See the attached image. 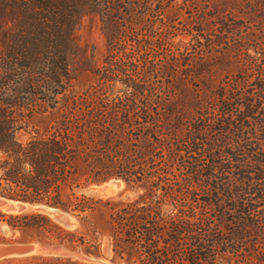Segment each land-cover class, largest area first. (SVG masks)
Wrapping results in <instances>:
<instances>
[{"label": "trees", "instance_id": "16d2710c", "mask_svg": "<svg viewBox=\"0 0 264 264\" xmlns=\"http://www.w3.org/2000/svg\"><path fill=\"white\" fill-rule=\"evenodd\" d=\"M173 3L0 0V198L56 207L80 226L38 211L0 210V222L42 230L65 254L97 255L106 235L122 264H264V37L254 55L240 38L199 42L240 65L209 86L169 48ZM85 15L98 16L105 52L100 64L83 54L95 83L76 94L69 58ZM35 113L50 115L42 128ZM111 178L142 191L128 201L83 191Z\"/></svg>", "mask_w": 264, "mask_h": 264}, {"label": "rangeland", "instance_id": "374dc122", "mask_svg": "<svg viewBox=\"0 0 264 264\" xmlns=\"http://www.w3.org/2000/svg\"><path fill=\"white\" fill-rule=\"evenodd\" d=\"M249 8L251 12H248ZM249 14L253 23L245 28L240 22L244 21ZM164 15L168 19L167 23L176 27L175 35L168 38L169 48L176 56H180V61L183 58L187 59L188 63L192 65L191 70L198 67L201 70L200 78L209 86H215L223 77L234 75L240 65L236 61L233 51L220 49L212 42L218 49H211V51L205 49L204 52H199V42L207 45L208 38L210 41H216L217 38H240L241 44L247 47L246 51L250 55H254L255 42L264 37V0H174L173 5L164 10ZM220 19L230 24V33L223 34L218 28ZM159 24V21L156 20L154 26L157 27ZM196 30H200V33H197ZM189 32L194 36L191 37ZM75 34L79 51L70 55L69 63L76 73L73 91L80 94L95 83L93 74L81 66L83 54L91 59L92 63L100 64L105 52V38L101 32L97 15L83 16ZM231 46L234 47L233 44ZM255 56H258L257 53ZM156 63L160 67L159 74L161 76L158 77L162 81L161 88L168 90V83L164 79L167 78L164 77L167 70L164 68L170 64V61L163 59ZM200 64L203 65L199 66ZM172 84L176 86V82L173 81ZM120 86L119 83H116L113 91L118 90ZM171 89L178 91L176 87L171 86ZM49 117L48 114L35 113L30 124L42 128ZM103 185L108 186L106 194L100 193V188ZM83 191L96 197H113L121 201H128L140 193L142 188L130 186L119 178H111L99 185L88 186ZM0 210L7 214L38 211L62 226L34 205L25 204L21 210L10 211L7 210V204H0ZM76 226H80V223L75 217L74 227ZM47 240V234L42 230L10 228L5 221H1L0 264H122V262L112 259L106 235L97 238V242H99L97 255L89 256H82L81 253L76 252L65 254L62 249H54L45 245L44 241Z\"/></svg>", "mask_w": 264, "mask_h": 264}, {"label": "water", "instance_id": "95a60500", "mask_svg": "<svg viewBox=\"0 0 264 264\" xmlns=\"http://www.w3.org/2000/svg\"><path fill=\"white\" fill-rule=\"evenodd\" d=\"M108 191V186L103 185L100 188L101 194H106ZM5 200H11L12 203H10L7 207V210H18L20 209L21 204H28V205H34L39 207L44 213L51 216L53 219H55L59 224H61L65 228H73L75 226V216L67 211L60 210L56 207L49 206L46 204H31L28 202L20 201V200H14V199H6V198H0V204L4 203Z\"/></svg>", "mask_w": 264, "mask_h": 264}, {"label": "bare ground", "instance_id": "6f19581e", "mask_svg": "<svg viewBox=\"0 0 264 264\" xmlns=\"http://www.w3.org/2000/svg\"><path fill=\"white\" fill-rule=\"evenodd\" d=\"M10 203H12L11 200H5V202L2 203V204H7V207H8V205H9ZM24 206H25V204H21L20 209H18V210H21L22 208H24ZM11 211H16V210H11Z\"/></svg>", "mask_w": 264, "mask_h": 264}]
</instances>
